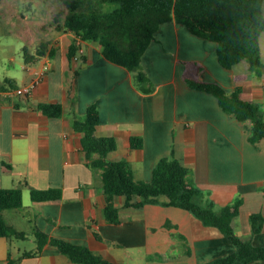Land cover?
Here are the masks:
<instances>
[{"label": "crops", "instance_id": "crops-1", "mask_svg": "<svg viewBox=\"0 0 264 264\" xmlns=\"http://www.w3.org/2000/svg\"><path fill=\"white\" fill-rule=\"evenodd\" d=\"M75 37L70 30L53 27L48 36L19 46L22 71L0 76V84L11 79L21 86L32 79L27 65L51 61L46 78L28 99L0 100V187L20 185L23 203L26 196L31 198L32 189L62 190L59 199L31 198L29 204L6 209V220L25 233L21 218L33 223L34 231L38 226L50 235L85 243L115 264H136L140 247L148 252L146 264H207L235 250L218 227L205 225L177 206L124 207L123 197L117 196L120 222L106 220L102 171L88 164L82 132L73 125L85 119L90 103H96L100 110L96 135L118 141L110 160L127 159L134 178L148 181L160 157L180 159L189 168V181L203 193V203L211 200L220 208L242 198L233 228L239 236H251L254 244L264 245V225L251 235L250 223L251 213L264 215V139L251 142V123L225 112L213 93L191 87L187 78L219 83L228 92L239 84L244 96L263 111L264 80L251 75L241 80L249 71L245 62L224 67L217 42L193 34L175 20L161 24L143 54L140 69L147 78L141 85L137 70L106 58L95 41L78 37L83 51L77 52V59L70 58ZM39 102L62 103V115L48 116L35 107ZM132 136H141L143 146L133 147ZM16 239L23 238L0 236V264H6L9 255L20 257L37 247L36 239H31L35 247L29 250ZM17 264L78 263L46 244L41 253L23 256ZM249 264H264V259Z\"/></svg>", "mask_w": 264, "mask_h": 264}, {"label": "trees", "instance_id": "trees-1", "mask_svg": "<svg viewBox=\"0 0 264 264\" xmlns=\"http://www.w3.org/2000/svg\"><path fill=\"white\" fill-rule=\"evenodd\" d=\"M64 7L55 20L57 28L70 30L81 40L99 43L109 60L138 71V83L146 81L140 69L142 56L153 40L161 24L175 20L195 35L217 42L219 62L226 68L245 62L249 70L264 74L262 37L264 34V0H62ZM60 17L63 22L60 23ZM75 37L69 46L68 56L73 58L81 44ZM27 60V57H26ZM188 84L199 90L213 93L222 109L240 121L251 123L249 140L264 139V111L252 99L246 98L241 85L228 92L221 84L197 78H187ZM11 79L0 84V89L15 88ZM150 91L152 88L143 87ZM29 95H20L28 99ZM17 105V104H16ZM35 107L52 117L63 113L60 102H39ZM100 123V110L90 103L84 120H75L74 128L82 132V149L88 164L102 171L106 204L103 210L106 220L120 222V207L115 198L123 197L124 207L141 208L148 203L177 206L190 211L205 225L218 227L234 244L235 250L207 264H249L264 259V245L253 243L251 236L243 238L233 228L232 220L240 212L242 198L220 208L213 201L202 202L203 193L188 179L189 168L176 157L162 156L156 162L150 180L138 181L127 159L110 160V152L116 150L118 141L114 136H98L95 131ZM133 147L143 146L141 136H132ZM26 183L27 181H23ZM60 188L32 189L34 201L59 199ZM161 197H165L162 200ZM23 205L20 185L0 187V236L25 238L26 233L12 226L5 218L6 209ZM251 235L263 229L264 215L250 214ZM37 247L24 251L20 257L9 255L6 264H17L23 256L42 252L46 244L56 247L71 261L78 264H115L95 252L89 245L63 237L50 235L35 229Z\"/></svg>", "mask_w": 264, "mask_h": 264}, {"label": "rangeland", "instance_id": "rangeland-1", "mask_svg": "<svg viewBox=\"0 0 264 264\" xmlns=\"http://www.w3.org/2000/svg\"><path fill=\"white\" fill-rule=\"evenodd\" d=\"M62 0H0V76L5 74H16L18 70L22 71L24 56L20 54L19 46L21 44L31 45L36 38L48 36L52 28L56 26L55 17L62 8ZM63 22V17H60ZM1 45H4L1 47ZM263 60H264V36H263ZM16 56V60H11V55ZM27 70V69H26ZM242 74V70L238 71ZM250 73V74H249ZM241 75V80L251 75L256 81L264 80V74L261 75L255 71H246ZM19 83H21L19 81ZM257 98V97H254ZM33 202L30 197L26 196L23 204ZM19 219L18 216H15ZM20 226L26 230V237L16 239L17 242L23 243V249H32L31 239H35L33 223L20 219ZM229 240V239H228ZM137 263L146 264L148 252L144 247L137 249ZM148 259V258H147Z\"/></svg>", "mask_w": 264, "mask_h": 264}, {"label": "built area", "instance_id": "built-area-1", "mask_svg": "<svg viewBox=\"0 0 264 264\" xmlns=\"http://www.w3.org/2000/svg\"><path fill=\"white\" fill-rule=\"evenodd\" d=\"M83 51L82 48L79 49ZM78 56L75 55L74 59ZM26 69L32 74V79L29 83L17 86L15 88L0 89V100H11L20 95H30L36 87L46 78L51 69V61L49 58L45 59L40 65H27Z\"/></svg>", "mask_w": 264, "mask_h": 264}]
</instances>
